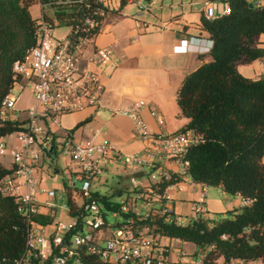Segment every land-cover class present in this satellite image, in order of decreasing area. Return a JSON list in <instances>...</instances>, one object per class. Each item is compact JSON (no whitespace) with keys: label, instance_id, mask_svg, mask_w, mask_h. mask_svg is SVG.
<instances>
[{"label":"built area","instance_id":"obj_1","mask_svg":"<svg viewBox=\"0 0 264 264\" xmlns=\"http://www.w3.org/2000/svg\"><path fill=\"white\" fill-rule=\"evenodd\" d=\"M127 1L136 4L138 10L145 8L143 0ZM35 2L40 7V16L34 25L35 42L13 62V84L0 105V118H10L9 114L18 112L16 101L29 88L33 102L23 108L27 117L22 127L14 131L16 143L9 152L12 170L0 179V193L14 198L28 225L24 253L10 264H86L82 259L86 253L99 256L104 264H203L209 248L198 249V258L192 263L185 261L182 253V259L169 263L161 255L165 251L160 245L162 236L148 223L155 216H163L178 225L206 219L204 195L192 202V215L183 216L188 218L185 222L171 214V197L167 192L169 188L181 189L182 183L192 181L186 154L191 145L201 140L200 135L192 128L151 132L141 116L146 102L138 99L116 112L133 120L138 137L150 140L144 154L125 153L111 142L91 138L74 140L73 133L62 126V117L103 107L102 67L111 60L112 50L107 46H93V42L109 5L103 0ZM59 4L75 5L67 21L57 15L52 19L44 12L46 6L53 8ZM205 6L208 10L205 7V18L213 19L215 16L209 14L211 3L206 2ZM54 10L56 14V8ZM227 11L228 4L223 2L220 14ZM60 23L68 26L69 31L57 38L54 29ZM207 43L212 46L211 40ZM189 45L190 39L185 41L187 49ZM89 46L93 50L83 59ZM150 113L156 114L153 109ZM158 121L163 124L162 117ZM12 133L0 136L1 155L6 153L7 138ZM56 155L68 157L75 164L74 178L81 181V185L75 195L69 192L67 210L71 220H51L43 224L35 218L43 202L37 197L38 180L34 172ZM112 163L123 167L149 166L150 192L131 176L135 198L130 203L121 199L119 208L107 209L104 203L92 198L93 180ZM167 181L170 183L163 190L156 189ZM41 191L50 199L55 197L53 189L42 188ZM136 199L140 200V205L136 204ZM251 201L243 197L242 206ZM107 210H112L115 217L122 214L123 221L108 225L103 213ZM248 264H264V261L253 259Z\"/></svg>","mask_w":264,"mask_h":264},{"label":"trees","instance_id":"obj_2","mask_svg":"<svg viewBox=\"0 0 264 264\" xmlns=\"http://www.w3.org/2000/svg\"><path fill=\"white\" fill-rule=\"evenodd\" d=\"M34 1L0 0V105L13 84V62L35 42L36 18L30 12ZM126 1L120 0V5ZM220 1L228 4L227 13L201 18L212 46L200 57L208 59L184 77L176 101L188 118L183 128H192L201 139L186 154L191 180L220 185L252 201L217 220L178 225L155 216L148 223L161 236L192 242L195 250L209 248L203 264H248L253 259L264 261V74L247 78L237 66L264 58V48L258 46L264 32V5L250 0ZM55 8L56 15L67 21L75 5ZM22 123L0 118V136L20 129ZM11 170L0 162V179ZM168 183L156 189L161 191ZM115 193L95 191L92 198L107 209H116L119 204L111 199ZM35 218L43 224L51 221L48 214ZM27 227L14 198L0 193V264H10L24 253ZM82 259L86 264H104L97 255L86 253Z\"/></svg>","mask_w":264,"mask_h":264},{"label":"crops","instance_id":"obj_3","mask_svg":"<svg viewBox=\"0 0 264 264\" xmlns=\"http://www.w3.org/2000/svg\"><path fill=\"white\" fill-rule=\"evenodd\" d=\"M250 1L264 5V0ZM206 2L211 3V16L220 14L223 7L220 0H143V10H138L136 4L128 1L118 7H109L93 42V46H107L112 50L111 60L102 67L104 92L103 107L99 110L101 114L95 110L74 112L63 116L62 126L78 139L87 137L97 142H111L125 153L141 155L150 140L138 137L133 120L117 113L118 109H126L134 100L142 99L147 106L141 116L151 132H175L185 127L188 118L181 114L176 97L184 77L208 59L207 56L200 57L208 53L211 47L207 43L210 40L208 33L201 27ZM189 39L187 49L185 41ZM258 46L264 48V32L259 36ZM237 69L247 78H258L264 74V58L239 64ZM29 98L31 104L33 99L30 92ZM150 109L155 110L156 114L152 115ZM159 117L163 118V124L159 123ZM65 118H68L69 125L63 123ZM262 162L264 164V155ZM53 171L57 173L59 169L54 168ZM34 175L38 180L37 197L43 202L39 214L51 215V220L65 217L64 220L69 222L72 216L67 205L57 216L56 207L48 204L55 197L50 199L41 191L42 188L54 190V186L47 188L39 169ZM181 185V189L167 190L173 216L181 218L188 212L191 216V204L201 195H204L206 211L203 216L206 219H211L210 214L224 213L242 206L243 197L239 193L226 192L220 185L194 181ZM113 191L117 189L111 187L109 193ZM167 247V244H163L164 250ZM195 249L193 244L192 254L197 253L198 249ZM181 253L186 260V254Z\"/></svg>","mask_w":264,"mask_h":264},{"label":"rangeland","instance_id":"obj_4","mask_svg":"<svg viewBox=\"0 0 264 264\" xmlns=\"http://www.w3.org/2000/svg\"><path fill=\"white\" fill-rule=\"evenodd\" d=\"M106 5H109L110 8L118 7L120 4V0H103ZM37 2H33V4L30 6V12L33 17L38 18L40 16V7L36 4ZM133 4V3H132ZM55 7H45L44 12L46 16L54 19L55 18ZM69 31V27L60 23L58 26L54 29V34L57 38L64 37L67 32ZM93 50L92 46H89L85 52L83 53V59L88 56ZM31 99L29 98V88L25 89L18 100L16 101V108L18 109V112L16 114H9L10 118L16 119L20 118L21 120H25L27 117V111L22 108V106H25L29 104ZM87 110H94V109H86ZM100 108H97L95 111L99 112ZM65 116V115H64ZM63 118V117H62ZM65 118L63 120V123L70 124L69 120L67 121ZM62 120V119H61ZM16 132H13L9 138H7L6 142V153L1 155L0 154V162L4 166H11V158H10V150L13 148V146L16 143ZM74 140H84L87 139V137H82L80 139L76 138L75 134H73ZM104 164V161L102 162ZM57 168L59 169V172L54 173L53 169ZM38 171V170H36ZM75 164L68 158H63L62 155H56L52 158V162H50V165L45 164L43 166V169H39V173L43 177V183L48 187H53L55 190V199L52 201H48V204L56 207L57 216L61 213V211L64 209L65 205L68 204V196L70 190L72 192V195H75L76 189L80 188L81 181L75 180ZM150 172V168L147 165L142 166H118L114 163L104 167V171L97 175L95 179L92 182L91 190L92 192H98L99 194H108L110 195V189L111 187L113 189H117V192H122L120 196H118L116 193L111 196L112 201L120 204L121 199H125L128 203L131 202V199L135 198V191L133 189V186L130 182V177L133 176L138 182L142 183L144 186L145 191L150 192V181L148 174ZM73 182L75 183V186H72ZM148 197V196H146ZM136 204L140 205V200L136 199ZM154 207H157V204H153ZM231 210H227L224 213H218V214H210V218L217 220L219 218L225 217L227 213ZM104 213V220L108 225H114L115 223H121L124 219V216L122 214H118L116 217L113 216L112 210L103 211ZM187 213V211L185 212ZM189 213V212H188ZM185 215H189V214ZM65 217L61 218V221H65ZM183 221H187L188 218L181 217ZM162 246L163 244H167V252L165 255L166 259H169L173 262H177L178 254L181 252H184L186 254V260L187 262H194L198 256L196 254H192L193 251V243L192 242H186L182 240H176L173 238H166L164 236L161 237ZM163 248V247H161ZM161 250V249H160ZM162 255V252H161ZM188 258V259H187ZM175 260V261H174Z\"/></svg>","mask_w":264,"mask_h":264},{"label":"water","instance_id":"obj_5","mask_svg":"<svg viewBox=\"0 0 264 264\" xmlns=\"http://www.w3.org/2000/svg\"><path fill=\"white\" fill-rule=\"evenodd\" d=\"M250 5H252V3H251ZM114 192H115V191H113V193H114ZM117 195H118V196H120V195H121V193H120V192H118V193H117Z\"/></svg>","mask_w":264,"mask_h":264}]
</instances>
